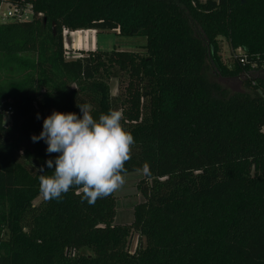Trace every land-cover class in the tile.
I'll return each mask as SVG.
<instances>
[{
	"label": "trees",
	"instance_id": "obj_1",
	"mask_svg": "<svg viewBox=\"0 0 264 264\" xmlns=\"http://www.w3.org/2000/svg\"><path fill=\"white\" fill-rule=\"evenodd\" d=\"M3 1L33 18L0 22V108L13 110L8 126L0 112V264H264V73L222 56L225 38L264 65V0ZM65 29L144 36V53L67 59ZM208 62L248 90L209 80ZM112 77L126 82L118 95ZM83 103L94 118L124 113L127 173L150 165L132 223L114 222L115 193L89 205L73 188L35 204L58 153L31 137L53 111L82 117Z\"/></svg>",
	"mask_w": 264,
	"mask_h": 264
},
{
	"label": "clouds",
	"instance_id": "obj_2",
	"mask_svg": "<svg viewBox=\"0 0 264 264\" xmlns=\"http://www.w3.org/2000/svg\"><path fill=\"white\" fill-rule=\"evenodd\" d=\"M77 107L82 117L74 112L53 111L44 118L39 136L31 137L33 142L44 140L47 153H58L54 161H47L48 168L54 166L52 174L39 175V190L46 201H60L75 188L82 202L94 205L98 199L123 188L125 165L131 159L136 141L122 123L121 110L109 109L94 118L90 104H77ZM38 170L44 173L43 167ZM137 171L151 174L147 162Z\"/></svg>",
	"mask_w": 264,
	"mask_h": 264
},
{
	"label": "rangeland",
	"instance_id": "obj_3",
	"mask_svg": "<svg viewBox=\"0 0 264 264\" xmlns=\"http://www.w3.org/2000/svg\"><path fill=\"white\" fill-rule=\"evenodd\" d=\"M25 9V17L24 19L30 20L33 18V11L30 9V6H26ZM8 8V4L3 3L0 6L1 12H6ZM68 29L63 30V34H65ZM71 39H74V36L67 39V45H69ZM93 41L96 42V49L103 51H110L114 48L118 50H126V51H140L144 53V48L142 47L146 43V38L144 36H123L120 35L117 30H104L94 34ZM223 49L222 56L223 59L228 65L232 66L234 57L236 54H240L243 52L241 47L232 51L230 45L228 44L225 38H222ZM85 55L87 52L91 50L82 49ZM81 49L73 50L72 48L66 49V57L67 59H75L77 56L82 55ZM82 55V56H83ZM205 74L207 78L211 81H217L226 86L231 92L236 91H247L248 88L244 83V78H230V77H221L218 75L214 68H212L210 62L207 63ZM263 74V73H262ZM264 75V74H263ZM1 78V75H0ZM125 81H120L119 78L112 77L109 80V85L111 89V93L113 95H118L120 91L125 86ZM23 153L22 151L20 152ZM31 169L38 170L37 163L30 164ZM144 177L142 172H130L126 174V182L122 189L115 192L117 196V214L115 216V223L120 224H128L132 223L134 219V208L135 205L141 201H143V196L139 191V181ZM43 200V196H39L35 200V204H39ZM138 233H135L133 238L130 241V249L133 251L134 248L138 245L139 237Z\"/></svg>",
	"mask_w": 264,
	"mask_h": 264
},
{
	"label": "built area",
	"instance_id": "obj_4",
	"mask_svg": "<svg viewBox=\"0 0 264 264\" xmlns=\"http://www.w3.org/2000/svg\"><path fill=\"white\" fill-rule=\"evenodd\" d=\"M3 3L8 4V8H7L6 12H1V9H0V22H7V21H12V20H27V19H24L25 9L27 8L26 6H20L18 4H14L11 2H7V1H3L0 4V6ZM28 6H30V5H28ZM30 9H31V6H30ZM65 34H64V36H65ZM235 57H237L239 59V62L243 66L250 64V70H249L248 75H251V73H264V65H262V67L259 68L257 62H254V61L250 62L248 59V54L246 52L243 51L240 54H236ZM0 112L3 114L4 124L6 126L10 125L11 120H12L11 117H12V113H13L12 108L11 107H9L8 109H1L0 108Z\"/></svg>",
	"mask_w": 264,
	"mask_h": 264
},
{
	"label": "crops",
	"instance_id": "obj_5",
	"mask_svg": "<svg viewBox=\"0 0 264 264\" xmlns=\"http://www.w3.org/2000/svg\"><path fill=\"white\" fill-rule=\"evenodd\" d=\"M97 33L95 29H77L69 30L65 34L64 45L65 48H72L73 50L86 49V50H95L96 42L93 41L94 34ZM74 36V39H71L69 45H67V39ZM80 56V55H79Z\"/></svg>",
	"mask_w": 264,
	"mask_h": 264
},
{
	"label": "water",
	"instance_id": "obj_6",
	"mask_svg": "<svg viewBox=\"0 0 264 264\" xmlns=\"http://www.w3.org/2000/svg\"><path fill=\"white\" fill-rule=\"evenodd\" d=\"M244 1V0H243Z\"/></svg>",
	"mask_w": 264,
	"mask_h": 264
}]
</instances>
